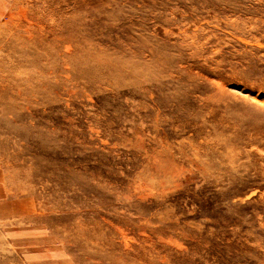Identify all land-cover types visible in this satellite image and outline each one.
<instances>
[{"label": "rangeland", "instance_id": "rangeland-1", "mask_svg": "<svg viewBox=\"0 0 264 264\" xmlns=\"http://www.w3.org/2000/svg\"><path fill=\"white\" fill-rule=\"evenodd\" d=\"M43 1L76 18L112 77L91 93L55 55L69 79L46 91L79 134L55 162L17 131L30 96L0 47V264H112L95 229L137 264H264V0ZM39 6L0 0V33L35 26ZM116 194L132 209L108 211Z\"/></svg>", "mask_w": 264, "mask_h": 264}, {"label": "bare ground", "instance_id": "bare-ground-1", "mask_svg": "<svg viewBox=\"0 0 264 264\" xmlns=\"http://www.w3.org/2000/svg\"><path fill=\"white\" fill-rule=\"evenodd\" d=\"M5 1L7 2V0ZM37 1L40 4V9H37L33 13L36 21L35 26L37 28L33 26V24L29 25L30 23L28 22V24L27 21V24L23 26L14 25L12 31H9L8 33L3 31L0 33V47L6 45L13 56L21 62L22 70L13 75L11 80L13 83L18 84L25 89L30 96L27 103L28 111L21 112L16 116L17 131L22 130L25 139H28L27 135L32 133L37 140L38 146L45 144L51 147L48 154L53 156L55 162H58L61 154L57 150L71 149L76 146L75 138H78L79 134L73 130L67 131L68 133L63 132L64 128H66L65 118L57 116L58 108L53 106L50 102V97H48L46 91V87L54 88L53 82L54 80L59 82L58 77H63L67 81L69 79L64 76L62 70L57 71L58 59L55 55L62 59L67 68H71L70 63L72 64L74 70L71 69L73 70L74 79L76 81L83 78L89 81V84L86 87L91 93H93V90L98 83L102 84V78L104 76L107 75L108 77H112L111 60L103 52H96L91 46L86 48L77 42L80 28L77 25L75 17H65V15L57 8L49 5L47 2L43 0ZM2 4L4 5V2ZM10 14L11 13L8 15L10 16ZM1 18L2 16L0 15V20ZM49 19L52 21H50L49 25L53 26L55 29L52 40L49 38L46 26ZM15 24L17 23L15 22ZM61 31L66 33L65 38H60ZM254 39L257 40L256 38ZM73 41L76 43L75 50L68 52L72 49L71 46L74 44ZM67 43H70L71 46L67 47V55H64L60 48ZM205 52L207 54V50ZM120 65L126 70H136V66L129 61L126 63H120ZM95 94L96 92L94 95ZM3 99H5V94H3ZM34 105L37 108L34 107ZM41 105L45 106L43 112H40ZM33 114L36 115L35 123L24 132L23 129L27 127L30 119L29 116ZM46 125H52V128L48 129ZM90 141H92V139H90ZM90 141L85 137L81 140V144H78V146L85 148L87 147V143L90 144ZM7 193L9 196L12 195L9 191ZM108 203L109 206H107L106 209L116 215L121 214V208L130 210L134 206L131 201L129 203L125 199L120 200V194H116L115 198L110 197ZM5 206L6 205H2V213L5 212ZM23 213L29 214V211H24ZM44 216L45 215L43 214L41 217ZM95 231L98 232L99 230L95 229ZM95 231L91 230L89 235L91 240L95 241V245H98L96 250L104 251L103 259L110 261L112 264H121L120 262L123 264H137L136 262H141L128 253H122L119 252V250L117 251V249L111 245L106 234H102V239L99 234L95 233ZM107 243H109V245Z\"/></svg>", "mask_w": 264, "mask_h": 264}]
</instances>
